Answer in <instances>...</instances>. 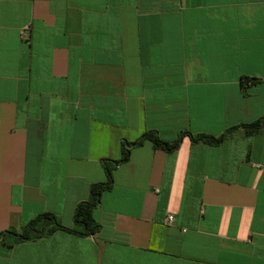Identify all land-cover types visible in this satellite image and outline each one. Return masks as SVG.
<instances>
[{"label":"crops","instance_id":"crops-1","mask_svg":"<svg viewBox=\"0 0 264 264\" xmlns=\"http://www.w3.org/2000/svg\"><path fill=\"white\" fill-rule=\"evenodd\" d=\"M263 118L264 0H0V232L72 227L122 142ZM113 179L96 236L0 244V264H264V130L146 141Z\"/></svg>","mask_w":264,"mask_h":264},{"label":"trees","instance_id":"trees-1","mask_svg":"<svg viewBox=\"0 0 264 264\" xmlns=\"http://www.w3.org/2000/svg\"><path fill=\"white\" fill-rule=\"evenodd\" d=\"M249 82V79H246V83ZM237 130H243L247 137L259 134L264 130V118L250 124L233 127L220 136L184 133L173 142H165L156 132L150 131L134 142H122L121 158L116 161H103L106 181L93 184L90 187L89 199L80 203L76 207L72 227L64 226L59 218L52 213H43L28 222L20 231L10 229L8 231L0 232V244L8 248H13L23 243L49 238L59 231L82 238L96 236L100 232L101 227L94 218V211L99 207L103 194L110 192L113 189L114 170L129 161L131 151L134 148L140 147L146 141H149L153 144L155 149L172 153L180 148L185 137H189L193 144L219 146L227 139L231 138Z\"/></svg>","mask_w":264,"mask_h":264},{"label":"built area","instance_id":"built-area-1","mask_svg":"<svg viewBox=\"0 0 264 264\" xmlns=\"http://www.w3.org/2000/svg\"><path fill=\"white\" fill-rule=\"evenodd\" d=\"M24 36L27 37L28 36L27 33H25ZM174 221H175V217L173 215H169L167 217V222L168 223H174Z\"/></svg>","mask_w":264,"mask_h":264}]
</instances>
